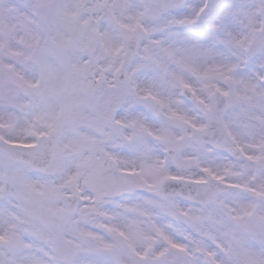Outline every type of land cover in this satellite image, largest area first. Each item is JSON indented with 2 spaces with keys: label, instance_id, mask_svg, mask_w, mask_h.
<instances>
[{
  "label": "snow or ice",
  "instance_id": "snow-or-ice-1",
  "mask_svg": "<svg viewBox=\"0 0 264 264\" xmlns=\"http://www.w3.org/2000/svg\"><path fill=\"white\" fill-rule=\"evenodd\" d=\"M0 264H264V0H0Z\"/></svg>",
  "mask_w": 264,
  "mask_h": 264
}]
</instances>
